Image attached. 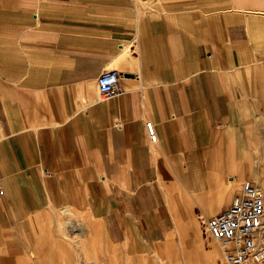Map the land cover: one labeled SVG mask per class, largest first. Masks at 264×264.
Segmentation results:
<instances>
[{"label": "crops", "instance_id": "0c3cea01", "mask_svg": "<svg viewBox=\"0 0 264 264\" xmlns=\"http://www.w3.org/2000/svg\"><path fill=\"white\" fill-rule=\"evenodd\" d=\"M246 178L264 182V0H0V248L61 209L148 251Z\"/></svg>", "mask_w": 264, "mask_h": 264}, {"label": "rangeland", "instance_id": "374dc122", "mask_svg": "<svg viewBox=\"0 0 264 264\" xmlns=\"http://www.w3.org/2000/svg\"><path fill=\"white\" fill-rule=\"evenodd\" d=\"M241 187L242 183L238 188L230 191V201L241 192ZM184 209L191 212L189 211L187 215L181 214L182 218H179L178 223L175 221L176 226L174 225L175 228L168 237H172L171 240L175 243L174 250L169 253L171 264H211L210 260L213 258L211 251L214 247L220 249L221 264H226L223 251L221 247H218L219 243L212 237L207 227L209 217L218 212L206 215L194 204L184 205ZM56 212L63 221L85 225V229H70V233L86 243L87 259L91 261L95 259L106 264H160L157 257L161 255V248L158 250L154 246L148 251H128L125 246L108 241L109 239L102 233L98 225L86 215L70 210L65 213L61 209H57ZM53 213L54 209H48L32 215L26 222H22L19 240L6 245L5 248H0V264H82L79 261L80 254L77 247L72 246L75 248L73 250V248H65L60 245L68 240L61 231L53 229ZM195 221L199 224H195ZM195 226L199 228L198 234L193 231ZM165 242L161 245H165ZM250 264H264V260Z\"/></svg>", "mask_w": 264, "mask_h": 264}, {"label": "built area", "instance_id": "2783aa9c", "mask_svg": "<svg viewBox=\"0 0 264 264\" xmlns=\"http://www.w3.org/2000/svg\"><path fill=\"white\" fill-rule=\"evenodd\" d=\"M117 69L104 71L98 77L102 99L122 92ZM152 142L158 140L155 123L146 121ZM207 227L212 237L222 245L226 264H250L264 260V191L250 178L242 182L241 192L231 203L209 217Z\"/></svg>", "mask_w": 264, "mask_h": 264}, {"label": "bare ground", "instance_id": "6f19581e", "mask_svg": "<svg viewBox=\"0 0 264 264\" xmlns=\"http://www.w3.org/2000/svg\"><path fill=\"white\" fill-rule=\"evenodd\" d=\"M260 180V179H259ZM254 181V180H253ZM240 185V184H239ZM258 185L260 186V188L264 191V182H262L261 184H259L258 183ZM232 188H234V187H232ZM218 205H220V203L218 204ZM56 210L57 209H54V220H53V225H52V227H53V229L56 231V230H58V231H61V233L63 234V236L64 237H66L67 238V240L68 241H64L63 243H61L60 245H62L63 247H65V248H73V250L75 249L74 247H72V246H75V247H77V251L79 252V254H80V262L82 263V264H106V263H101V262H99V261H96L95 259L93 260V261H91V260H89V259H87V248H86V243L85 242H83V241H81V240H79V239H77L74 235H71V233H70V229L71 230H73L74 228L75 229H85V227H84V224H81V225H79V224H77V223H75V222H72V221H63L62 220V218L60 217V215L59 214H57V212H56ZM190 211V210H189ZM191 212V211H190ZM188 214V213H187ZM186 214V215H187ZM190 214V213H189ZM185 215V214H184ZM183 216V215H182ZM180 218H182V217H180ZM185 218V217H184ZM183 218V219H184ZM186 218H187V216H186ZM185 218V219H186ZM182 219V220H183ZM188 219V218H187ZM179 220V217L177 216L176 218H174V221H177V223L179 222L178 221ZM184 221V220H183ZM183 221H181L182 223H183ZM195 224H199L197 221H195ZM197 226H195V229L193 230L194 232H196L197 234H198V232H199V228H198V230H197V228H196ZM196 230V231H195ZM181 231V229L179 230V232ZM181 233H183V232H181ZM183 235V234H182ZM185 235V234H184ZM195 236V235H194ZM182 238H184L183 236H182ZM181 238V239H182ZM172 239V237H170V238H168V240L165 242V245L163 244V245H160V246H155V249H160L161 248V255H159L158 257H157V259H158V262L160 263V264H171V261H170V258H169V253L171 252V251H173L174 250V246H175V243L171 240ZM183 241V240H182ZM219 245H220V243H219ZM218 245V247H221V250L223 251V254H224V249L222 248V245H220L219 246ZM216 247H214V249L211 251L212 252V255H213V258H212V260H210V262H212L211 264H221L222 263V261H221V259H220V257H219V255H220V249L218 250V248L217 249H215ZM145 260H147L146 258H145ZM129 263H131V262H129Z\"/></svg>", "mask_w": 264, "mask_h": 264}]
</instances>
